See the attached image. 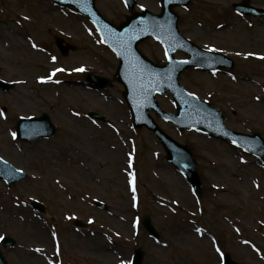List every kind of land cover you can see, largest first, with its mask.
Returning <instances> with one entry per match:
<instances>
[{
  "label": "rangeland",
  "instance_id": "rangeland-1",
  "mask_svg": "<svg viewBox=\"0 0 264 264\" xmlns=\"http://www.w3.org/2000/svg\"><path fill=\"white\" fill-rule=\"evenodd\" d=\"M136 1L137 10L161 11V0ZM239 1L193 0L186 8L176 7L185 36L236 61L235 68L212 74L186 70L180 82L218 107L229 128L264 138V58L256 54L264 57V16L238 15L232 4ZM250 1L264 7L262 0ZM96 6L116 24L131 15L122 0H96ZM57 36L74 46L67 55L56 46ZM140 48L164 62L153 40ZM117 66L94 24L75 9L50 0H0V79L16 83L0 91V155L28 174L10 185L0 179V236L16 241L9 247L0 243L8 262L132 264L135 248L142 247L143 264H223L226 251L240 264H264V157L221 137L181 133L155 116L167 133L191 147L203 184L196 195L165 159L155 134L133 127L124 86L114 80ZM58 68L64 71L42 82ZM88 71L113 84L93 86L85 78ZM158 100L175 112L170 94ZM90 111L109 122L92 119ZM42 113L57 126L54 136L31 143L13 137L20 117ZM112 153L123 161L117 163ZM124 165L129 180L121 174ZM32 200L47 211L39 212ZM145 216L159 239L143 227ZM75 218L89 228L74 226ZM31 246L45 255L30 254Z\"/></svg>",
  "mask_w": 264,
  "mask_h": 264
},
{
  "label": "water",
  "instance_id": "water-1",
  "mask_svg": "<svg viewBox=\"0 0 264 264\" xmlns=\"http://www.w3.org/2000/svg\"><path fill=\"white\" fill-rule=\"evenodd\" d=\"M56 1L74 6L81 13L89 16L97 25L105 42L116 51L121 60L116 78L125 85L124 97L130 106L134 125L137 127L146 126L156 133L168 153L167 159L181 169L198 193L201 192L202 187L196 170V161L193 159L191 150L166 134L149 114V110L152 109L158 115L173 120L177 123L180 130L202 127L216 135L235 137L243 146L248 145L255 151L257 150V153H264V141L259 135L249 136L228 131L224 126V117L219 110L191 97L178 84V77L183 69L193 65L204 64L202 61L204 53L197 46L193 45L195 47H192L190 46L191 44L187 45L181 42L180 44H184L194 58L189 63L171 64L169 69H167L168 65L155 67L149 62L144 64L140 58L137 59V57L141 56L138 50L139 43L149 36L161 39L167 46L173 44L175 37L180 39L177 28L178 16L173 8L176 5H187L191 0H162L163 11L159 15H155L148 10H144L142 13L135 12V0H125L127 6L133 11V15L120 26L112 24L103 17L95 7V0ZM235 7L244 13H264L263 10L249 7L247 1L242 4H236ZM57 43L66 54L70 47H63L62 39H58ZM205 64H209L210 68L214 65H219L220 67L229 65L223 57L215 56L207 51H205ZM87 78L97 86L105 87L111 84L110 79L91 73L88 74ZM12 86V83L0 81V88L2 89L8 90ZM166 88L175 97L177 114H170L162 110L155 98L157 93H164ZM91 115L103 121L107 120L97 113H91ZM18 131L20 138L32 141L40 136L47 137L52 135L55 132V127L45 114L39 118L22 119L18 124ZM0 177L9 183L26 177V174L15 170L11 165L0 159ZM77 222L81 225L80 221ZM144 224L152 234L157 235L150 218H147ZM3 243L8 245L14 244L15 241L11 238H5ZM142 255L141 249L136 251L135 264H140ZM226 262L227 264H238L232 260L229 254L226 255ZM0 264H7L1 252Z\"/></svg>",
  "mask_w": 264,
  "mask_h": 264
},
{
  "label": "bare ground",
  "instance_id": "bare-ground-1",
  "mask_svg": "<svg viewBox=\"0 0 264 264\" xmlns=\"http://www.w3.org/2000/svg\"><path fill=\"white\" fill-rule=\"evenodd\" d=\"M29 41H31V38H29ZM257 55L259 54V55H262L263 53H260L259 51H257V53H256ZM83 88V87H82ZM81 88V89H82ZM87 89V88H86ZM113 155H115L114 156V160L117 162V163H119V161L120 162H122L123 160H120V157H119V155L117 154V153H112ZM121 174L123 175V176H125L126 178H127V180H129V177H128V170H127V165H124L123 167H122V170H121ZM121 175V176H122ZM170 179H172V180H174L173 178H170ZM193 228V227H192ZM193 229H196V228H193ZM198 234L201 236L202 234L201 233H199L198 232ZM37 249H39V251H37ZM30 250H31V252H30V254H34V255H36V256H44L45 255V252H43V250L42 249H40V248H38V247H35V246H31L30 247Z\"/></svg>",
  "mask_w": 264,
  "mask_h": 264
},
{
  "label": "snow or ice",
  "instance_id": "snow-or-ice-1",
  "mask_svg": "<svg viewBox=\"0 0 264 264\" xmlns=\"http://www.w3.org/2000/svg\"><path fill=\"white\" fill-rule=\"evenodd\" d=\"M33 47H36V45L34 44L33 45ZM249 55H252V53H249ZM261 58H264V57H261ZM56 58L55 57H53V60H55ZM61 71H64L63 69H55V71L52 73V76H49L48 78H47V80H44L43 78H42V82H47L48 80H52V77L53 76H55V74L57 73V72H61ZM77 71H84V69L83 68H81V69H77ZM257 99H259V97H257ZM13 135V137H15V133H13L12 134ZM233 143H235V141H233ZM20 171H22V170H20ZM132 175V185H133V187H132V191L133 192H135L136 191V187H135V174L133 173V174H131ZM197 231H199V229H197ZM2 239H4V237L3 236H0V240H2ZM37 251H39V249H37ZM121 264H129V262H126V261H122L121 262Z\"/></svg>",
  "mask_w": 264,
  "mask_h": 264
}]
</instances>
